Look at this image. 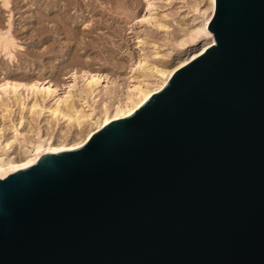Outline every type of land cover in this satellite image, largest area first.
I'll return each mask as SVG.
<instances>
[{
  "label": "water",
  "instance_id": "1",
  "mask_svg": "<svg viewBox=\"0 0 264 264\" xmlns=\"http://www.w3.org/2000/svg\"><path fill=\"white\" fill-rule=\"evenodd\" d=\"M133 113L0 177V264H264V0Z\"/></svg>",
  "mask_w": 264,
  "mask_h": 264
},
{
  "label": "rangeland",
  "instance_id": "2",
  "mask_svg": "<svg viewBox=\"0 0 264 264\" xmlns=\"http://www.w3.org/2000/svg\"><path fill=\"white\" fill-rule=\"evenodd\" d=\"M8 1V5H4L0 0V32L5 33L8 29L16 45L11 50L12 57L0 52V84L9 80L19 85L15 96L0 87V131L4 134L3 139L16 131L32 135L31 130L38 122L43 124L44 131L46 129L56 135L61 130L74 133L73 126L51 117L47 112L53 103L52 98L42 101L37 95L36 99L44 112L38 118H35L37 114L32 116L30 106L35 98L23 84L35 80L39 83L50 81L57 94L63 95L69 89L68 85L72 84V74H75L76 85L71 89L73 105L85 113L91 107L99 110L104 103L121 96L129 84L131 68L141 55L153 59L154 52L166 51L167 41L177 37L180 29L188 25L190 14H187V5L194 2ZM148 4L153 7L151 16L160 19L165 27H156L145 20L150 15ZM203 4H206V0ZM154 60L167 62L168 58ZM88 70L107 76L98 86L95 96L82 91L83 72ZM20 95V99L14 98ZM18 145V141H15L14 151L18 150Z\"/></svg>",
  "mask_w": 264,
  "mask_h": 264
},
{
  "label": "bare ground",
  "instance_id": "3",
  "mask_svg": "<svg viewBox=\"0 0 264 264\" xmlns=\"http://www.w3.org/2000/svg\"><path fill=\"white\" fill-rule=\"evenodd\" d=\"M2 1L4 5L9 3L8 0ZM202 2L204 0H194L187 5L190 24L188 23L187 26L181 28L177 37L167 41L164 53L154 52L153 59L141 55L131 68L129 84L121 96L115 95L113 100L104 103L99 110L91 107L90 111L85 113L75 108L71 100V89L75 87V80L77 79L75 74H72V84L68 85L69 89L63 95L57 94V90L52 88L50 81L39 83L38 80H35L24 83L25 89L35 98L34 103L30 106L32 116L37 114L38 116L35 118H38L43 111L41 104L36 99L37 95H40L42 101L52 98L53 103L47 110L49 115L55 119L64 120L71 127L73 126L75 131L73 130L74 133L68 134L70 131L66 133V131L61 130L56 135L52 131H46V129L44 131L42 129L43 124L37 123L36 120L35 124H37L31 130L32 135H25L23 132L16 131L12 136L3 139L4 134L0 131V177L35 163L42 153L59 152L83 145L94 131L115 118L133 113L151 93L162 89L178 68L193 60L195 56L215 42L213 32L208 29V22L214 13L216 0H206L205 5H202ZM152 10V5L148 4L147 11L150 13ZM145 20L156 27L166 26L160 19L151 16V13ZM6 30L5 33L0 32V52H3L5 56L12 57L11 50L16 43L10 36V31ZM162 57L168 58V61L154 60V58ZM82 78V91L85 94H90V96H95L98 86L107 76L88 70L83 72ZM18 85L17 82L6 80L0 84V87L5 91H11L14 95L18 92ZM14 98L20 99L21 95ZM31 131L29 130V132ZM15 141L19 143L17 151H14L13 148Z\"/></svg>",
  "mask_w": 264,
  "mask_h": 264
}]
</instances>
